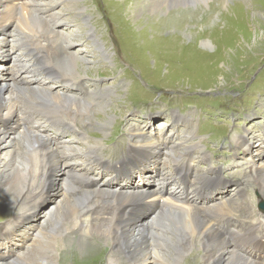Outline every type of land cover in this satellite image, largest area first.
Returning <instances> with one entry per match:
<instances>
[{
  "label": "bare ground",
  "instance_id": "obj_1",
  "mask_svg": "<svg viewBox=\"0 0 264 264\" xmlns=\"http://www.w3.org/2000/svg\"><path fill=\"white\" fill-rule=\"evenodd\" d=\"M70 1L77 4L79 0H59L53 5L48 0H0V24L7 20L14 22L10 29L8 24H3V32L0 30L1 39L11 35L5 42L9 47L0 46V51L9 53L11 63L0 64V79L6 78L11 83L6 88L0 86V218L3 217L0 264H184L187 258L197 255L201 264H264V214L257 217L252 214L247 221L249 227L242 230H238L237 221L230 218L239 208H252H249L251 200L244 193L247 185V188H257L256 193L264 198L263 162L250 166L240 175L234 188L235 184L225 187L235 189L233 194L240 193L239 196L195 209L184 205L181 199V195H189L192 186L191 166L180 163L182 151L168 136L161 137L158 142L131 132L130 150L140 159L152 158L154 168L150 172L154 175H138L143 185L136 184L139 180L135 181V175L127 177L123 184L107 186L95 179L90 172L92 166H113L126 160H103L105 157L99 152L101 145L91 144L85 134L77 130L83 117L71 108L73 103L86 111L87 117L92 116L93 99L99 91L97 88L91 90L83 77L70 76L77 58L72 51L75 41L65 29L60 30L63 19L55 10L58 4L66 2L68 5ZM106 1L93 0L99 11ZM164 1L151 0L148 8L154 10ZM90 2L92 0L80 3L79 10L84 11ZM213 3L220 5L215 0ZM138 6L134 8L142 12ZM202 10L198 7L193 17L189 10L184 12L183 18L188 19L185 23L198 26ZM172 12L166 16L153 15L157 21L165 20L175 16ZM86 17L84 13L82 20L87 21ZM100 20L96 18L97 28ZM109 20L113 23L110 17ZM178 21L182 23L180 18ZM106 23L109 28L111 23ZM90 34L95 35L94 30ZM46 80L55 84L46 85ZM51 89L61 91L57 93ZM107 90L111 92V87ZM61 96L65 102L57 104L55 101ZM101 96L106 98L109 94ZM15 114L24 121L14 119ZM175 119L189 123V118L179 114ZM64 126H73L76 131L70 141L48 133L49 128L61 130ZM77 133L80 141L85 139L90 145L89 149L81 150L76 145ZM237 144L242 147L244 142L238 139ZM185 155L192 157L190 149ZM81 160L88 166L84 168ZM58 166H66L68 175H64L61 168L58 175H54L59 171L56 170ZM204 176H198L200 180L194 184L192 192L196 195L212 186V181ZM180 180L184 185L181 194L177 186ZM46 196L53 202L43 210L42 225L31 213ZM192 202L189 201V205ZM149 209L153 214L143 215ZM219 219L225 220L226 227ZM68 231L78 232L82 239L94 234L95 238L89 243L79 240L84 257H78L72 248L62 245V235ZM227 232L232 236L230 240L225 237ZM57 233L59 235L55 236ZM101 241L107 245L105 248L101 247ZM199 248L201 254L197 253ZM255 251L256 257L253 256Z\"/></svg>",
  "mask_w": 264,
  "mask_h": 264
},
{
  "label": "rangeland",
  "instance_id": "obj_2",
  "mask_svg": "<svg viewBox=\"0 0 264 264\" xmlns=\"http://www.w3.org/2000/svg\"><path fill=\"white\" fill-rule=\"evenodd\" d=\"M48 1L50 5L59 2ZM86 1L79 0L77 4L70 1L68 5L64 2L55 9L63 19L60 30L65 29L75 41L72 51L77 58L70 76L83 77L91 90L99 91L93 99L92 116L87 117L86 111L75 103L71 108L83 117L77 130L85 134L91 144L101 145L99 152L105 157L103 160H126L115 170L114 166L96 164L90 172L105 186L108 180L123 184L131 175H135V181L139 180L136 184L143 185L138 175H154L150 172L153 162L147 156L140 159L130 150V133L136 132L158 142L168 136L182 151L180 163L193 166L192 175H222L221 183L214 189L223 193L219 203L239 196L240 193L233 194V188L240 175L253 164L264 163V0H215L220 5L213 3L214 0H165L154 10L148 8L151 0H135L134 3L108 0L100 6V11L92 0L83 5L84 11L79 10ZM135 5H139L142 12L137 11L139 8H134ZM198 7L203 9L198 15L201 17L199 25L185 23L188 19L183 18V13L189 10L190 17L196 16ZM170 12L175 15L171 19L157 21L153 15L166 16ZM84 13H87V21L82 20ZM96 18H101L98 28L94 25ZM106 22L111 23L109 28ZM3 24H8L10 29L14 22L7 20ZM3 24H0L2 32ZM91 30L95 35L90 34ZM8 37L0 38V46L9 47L5 43L10 40ZM5 52L0 51V64L10 63V55ZM5 79H0V86H11ZM44 84L55 83L46 80ZM107 87H111V92ZM103 94L109 96L103 98ZM59 98L55 101L57 104L65 102L62 96ZM177 111L191 114L193 124L176 120ZM12 117L24 121L19 114ZM73 126H64L61 130L49 128L48 133L70 141L76 134ZM79 136L78 133L75 136L76 145L81 150L89 149L90 145L85 139L80 141ZM238 139L243 140L242 147L237 144ZM246 145L248 147L243 148ZM186 147L193 155L191 158L185 155ZM81 164L84 168L88 166L84 160ZM60 168L67 176L66 166ZM60 168H56L59 171L54 175H58ZM70 172L75 175L74 171ZM231 185L233 188L225 189ZM247 187L244 193L251 200L249 208H252H239L232 215L241 223L249 221L252 214L257 217L264 200L258 197L257 188ZM52 202L48 196L42 198L31 217L41 220L43 225V210ZM203 202L199 199V207L195 209H200ZM153 212L145 210L143 215ZM2 220L3 217L0 224ZM94 237L90 233L82 239L76 231H68L62 235V245L72 248L82 258L85 254L80 250L79 240L89 243ZM225 237L232 238L228 234ZM232 242L234 245L235 241ZM106 246L101 241V247ZM200 250L198 254L202 253ZM199 261V255L191 256L184 264H201Z\"/></svg>",
  "mask_w": 264,
  "mask_h": 264
},
{
  "label": "water",
  "instance_id": "obj_3",
  "mask_svg": "<svg viewBox=\"0 0 264 264\" xmlns=\"http://www.w3.org/2000/svg\"><path fill=\"white\" fill-rule=\"evenodd\" d=\"M262 208L264 209V205H262Z\"/></svg>",
  "mask_w": 264,
  "mask_h": 264
}]
</instances>
